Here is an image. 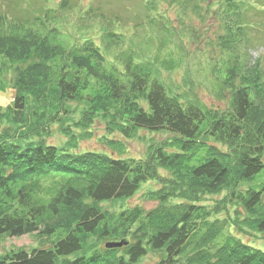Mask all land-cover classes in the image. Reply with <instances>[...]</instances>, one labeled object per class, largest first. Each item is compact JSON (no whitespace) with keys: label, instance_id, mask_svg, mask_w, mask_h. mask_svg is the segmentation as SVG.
<instances>
[{"label":"trees","instance_id":"obj_1","mask_svg":"<svg viewBox=\"0 0 264 264\" xmlns=\"http://www.w3.org/2000/svg\"><path fill=\"white\" fill-rule=\"evenodd\" d=\"M146 1L153 10L155 0ZM18 27L25 29L27 24ZM33 36L0 37V76L9 65L24 66L16 69L12 105L0 108V239L65 233L51 247L11 250L0 256V264H137L148 247L164 250L157 264H176L186 245L194 242L192 235L202 232L187 264H264V249L231 238L209 247L215 237L213 223L207 214H200L196 204L183 205L178 217L165 210L160 213V207L150 211L147 220L156 217L162 224L145 241L143 236L130 241L126 235L141 216L140 209L122 211L113 224L100 204L133 196L151 174L145 163L78 151L77 143L71 142L75 134L68 131L62 145L48 142L52 126L63 125L64 118L74 112L66 103L79 102L84 104V116L105 117L123 135L131 136L136 129L173 134L178 149L167 152L159 147L156 161L173 169L187 166L191 180L204 191H217L232 174L236 184L249 181L264 171V119L252 118L255 109L264 106L259 65L230 71L232 81L239 79L232 93V109L227 118L212 123L198 104L173 94L150 62L136 61L129 53L123 58L122 70L116 66L108 70L103 67L101 50L88 42L84 48L64 49ZM159 65L167 70L174 67L167 58ZM206 138L234 142L233 150L239 154L235 165L230 155L212 144L193 157L190 149ZM237 187L231 199L247 211L264 206V181ZM253 219L255 228L264 232V209ZM92 237L113 240L108 243L125 240L123 253L117 256L119 249L106 245L95 248L89 243Z\"/></svg>","mask_w":264,"mask_h":264},{"label":"rangeland","instance_id":"obj_2","mask_svg":"<svg viewBox=\"0 0 264 264\" xmlns=\"http://www.w3.org/2000/svg\"><path fill=\"white\" fill-rule=\"evenodd\" d=\"M155 2L154 9L150 11L146 0H0V16L4 17L0 20V37L19 40L27 38L30 33L64 49L84 48L88 42L101 50L103 67L108 70L115 66L122 70L123 58L130 53L136 61L150 62L158 78L173 94L184 102L191 100L198 104L212 123L213 119L227 118L232 109V93L239 86L238 77L232 81V69L238 71L259 65L260 85L264 89V0ZM249 4L254 5L253 8H249L252 7ZM25 22L27 28L20 29L18 26ZM112 31L119 35L112 34ZM163 58L173 61L174 67L167 70L160 66L159 61ZM20 67L24 66L9 65L0 76V108L3 110L14 100L16 89L13 83L16 69ZM95 84L93 86L97 87L100 82ZM66 105L74 112L70 118H64L63 125L52 126L53 136L48 138V142L62 145L67 140L68 131L75 134L71 142L77 143L76 150L135 159L145 163L151 173L130 198L100 204L113 224L118 222L122 211L140 209L141 216L131 226L127 239L135 242L143 236L145 241L160 227V219L152 217L147 220L150 211L160 207V213L165 210L178 217L183 205L196 204L200 206V214H207L213 223L215 237L209 242V247L216 248L231 238L253 248L264 249V232L257 230L252 221L264 206L250 212L235 198L231 199V193L239 188L238 185L244 189L264 181V171L239 184L232 174L226 185L217 191L207 192L191 180L187 166L173 169L156 161L159 147L167 152L178 149L173 134L136 129L131 136H126L119 128H111L105 117L84 116V104L68 102ZM255 110L253 120H263L264 106L259 105ZM107 137L110 141L106 140ZM206 139L199 146L190 147L193 157L212 144L230 155L232 165L235 163L239 154L233 150L234 142ZM64 233L59 230L48 237L37 233L2 237L0 256L21 248L30 251L51 247ZM200 234L192 235L194 242L186 245L176 264H187V257L196 247L195 239H200ZM110 241L113 240L89 238L92 246L95 244V248L101 249ZM116 241L122 242L115 247L119 249L118 256L123 253L125 240ZM90 250L92 248H88ZM164 254V250L148 247L137 264H157Z\"/></svg>","mask_w":264,"mask_h":264},{"label":"water","instance_id":"obj_3","mask_svg":"<svg viewBox=\"0 0 264 264\" xmlns=\"http://www.w3.org/2000/svg\"><path fill=\"white\" fill-rule=\"evenodd\" d=\"M122 245V242L121 243H107L106 246L107 247H116V246H120Z\"/></svg>","mask_w":264,"mask_h":264}]
</instances>
